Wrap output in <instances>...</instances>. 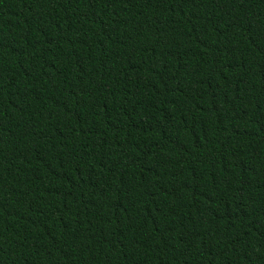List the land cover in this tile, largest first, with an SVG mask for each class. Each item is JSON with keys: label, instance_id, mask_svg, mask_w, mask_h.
<instances>
[{"label": "trees", "instance_id": "trees-1", "mask_svg": "<svg viewBox=\"0 0 264 264\" xmlns=\"http://www.w3.org/2000/svg\"><path fill=\"white\" fill-rule=\"evenodd\" d=\"M0 264H264V0H0Z\"/></svg>", "mask_w": 264, "mask_h": 264}]
</instances>
